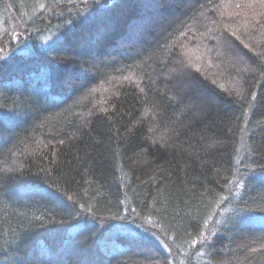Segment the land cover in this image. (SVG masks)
Masks as SVG:
<instances>
[{
    "label": "trees",
    "instance_id": "16d2710c",
    "mask_svg": "<svg viewBox=\"0 0 264 264\" xmlns=\"http://www.w3.org/2000/svg\"><path fill=\"white\" fill-rule=\"evenodd\" d=\"M225 11L253 32L240 67L174 76ZM262 244L264 0H0V264H264Z\"/></svg>",
    "mask_w": 264,
    "mask_h": 264
},
{
    "label": "rangeland",
    "instance_id": "374dc122",
    "mask_svg": "<svg viewBox=\"0 0 264 264\" xmlns=\"http://www.w3.org/2000/svg\"><path fill=\"white\" fill-rule=\"evenodd\" d=\"M228 4L229 2L223 3L225 6ZM237 16L238 15H235L232 11L231 13L225 11L219 14V23H222L223 26L231 32L223 28L215 27L214 29L212 28L213 30L209 31V35H199L197 38H193L195 35L189 33L187 38L186 36L183 37L185 40L183 39V42L180 41L181 45L178 43L180 47L177 46L176 52L181 58L182 64L176 61L178 62V70H173L172 73L177 71V74L173 73V75L179 78L185 77V79H192V76L198 74L200 76L202 75V77L206 75L204 77L208 79L213 78L210 71L214 70V68H218V70L224 69L221 71V77H223L228 71L225 68H228L229 64H232L231 71L234 68L240 67L238 59H240V61L243 60L241 50L245 51V49L249 48L254 38L247 39L248 37L252 38L253 32L250 34V32L247 31L248 27L242 32L243 30L241 29L245 25V20ZM15 29L16 28H13V30ZM249 34L250 36H247ZM219 64L220 66H218ZM204 70H207V73L203 74ZM233 81L234 84L232 86H237L235 77ZM213 228L214 225L209 224L201 236L200 241H208L212 235ZM262 245L264 247V244Z\"/></svg>",
    "mask_w": 264,
    "mask_h": 264
}]
</instances>
